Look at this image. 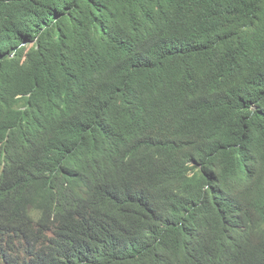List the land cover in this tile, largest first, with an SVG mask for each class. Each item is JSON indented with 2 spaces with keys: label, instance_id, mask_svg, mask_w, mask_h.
<instances>
[{
  "label": "trees",
  "instance_id": "obj_1",
  "mask_svg": "<svg viewBox=\"0 0 264 264\" xmlns=\"http://www.w3.org/2000/svg\"><path fill=\"white\" fill-rule=\"evenodd\" d=\"M94 62L109 76L91 106L0 186V264H249L231 243L249 254L264 239V0H0L9 91L85 78ZM126 112L151 128L136 182L73 195L92 171L71 167L108 162ZM52 213L63 227L44 240Z\"/></svg>",
  "mask_w": 264,
  "mask_h": 264
},
{
  "label": "clouds",
  "instance_id": "obj_2",
  "mask_svg": "<svg viewBox=\"0 0 264 264\" xmlns=\"http://www.w3.org/2000/svg\"><path fill=\"white\" fill-rule=\"evenodd\" d=\"M123 61V59H122ZM107 64L94 62L85 78H74L64 81L56 75L35 76L32 87L26 93H18V86L13 91L7 88L5 80L0 85V151L2 162L0 163V186L5 185L4 179L10 165L20 164L31 170L34 162L45 153L50 145L53 134L60 135L66 122L84 114L85 106H91V99L96 92V87L109 76L106 71ZM91 76L90 79H87ZM24 99L18 103L16 100ZM151 128L137 115L130 112L124 113L118 119L109 124V139L107 146L109 151L108 162L97 158L92 154H85V159H79L74 166L77 172L89 173L92 171L89 186L75 185L76 192L73 195L80 198H95L98 191L113 196L117 187L127 186L122 182L114 181L117 175L124 176L127 180L136 182L138 176V155L147 154L148 134ZM119 142L114 147V140ZM153 154V153H151ZM150 155V154H149ZM112 160L123 161L121 165L114 166ZM89 164V165H88ZM94 166H98L96 169ZM94 168V169H93ZM95 170V171H94ZM73 184V183H70ZM29 229L36 228L34 222ZM63 227L61 218L51 214L50 228L43 235L44 240L57 235ZM6 235V240L8 238ZM3 235L0 234V244ZM238 259L248 256L249 264L256 262L264 264V239L252 247V253L246 254L240 244L239 238L232 241ZM231 262V252L226 257V262ZM197 264H212L207 259L200 260Z\"/></svg>",
  "mask_w": 264,
  "mask_h": 264
}]
</instances>
